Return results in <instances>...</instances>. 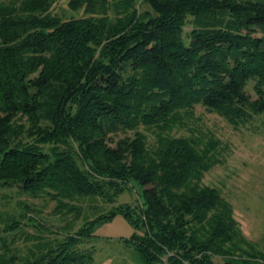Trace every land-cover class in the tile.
<instances>
[{
    "label": "trees",
    "instance_id": "16d2710c",
    "mask_svg": "<svg viewBox=\"0 0 264 264\" xmlns=\"http://www.w3.org/2000/svg\"><path fill=\"white\" fill-rule=\"evenodd\" d=\"M54 1L0 0V190L54 201L61 220L79 199L111 206L23 253L0 237V264H93L86 240L117 215L139 264H264V236L247 239L202 182L219 140L171 134L196 105L264 127V0H68L84 16L65 20ZM126 191L135 202L116 203ZM39 211L0 218L46 229Z\"/></svg>",
    "mask_w": 264,
    "mask_h": 264
},
{
    "label": "rangeland",
    "instance_id": "374dc122",
    "mask_svg": "<svg viewBox=\"0 0 264 264\" xmlns=\"http://www.w3.org/2000/svg\"><path fill=\"white\" fill-rule=\"evenodd\" d=\"M141 7L148 8L145 4ZM51 11L64 20L84 16L82 9H70L68 0H55ZM185 29L187 31L189 27L186 25ZM253 84L254 81L250 80L246 90L254 99L256 95ZM171 134L195 137L212 135L219 140L217 148L219 161L203 174L202 182L218 189L231 203L234 218L238 221L243 235L261 245L264 236V127L261 121L256 117L246 125L234 128L222 116L196 105L193 116L187 120L186 125L176 127ZM123 136L124 133H118L114 138ZM148 136L149 140H153L149 132ZM137 196L138 193L135 191H126L117 198L116 203H133ZM20 201L30 203L36 212L40 210L36 215L46 228L40 229L26 221L20 228L6 231L5 224L0 218V237H5L8 241L14 239V246L21 253L33 242V236H40L46 240L55 239L68 232L62 224L71 223L72 232L83 223V216L92 218L111 206L101 199H97L96 202L79 199L74 204L82 207V215L74 219L73 214H68L61 220L59 215L52 212L54 201L45 197L33 199L19 195L15 189H2L0 213L16 212ZM133 231L134 229L121 215L96 225L93 228L94 236L88 238L85 245L94 249L93 264H139L133 248L123 241L124 238L131 236ZM215 262L223 263L219 258H216Z\"/></svg>",
    "mask_w": 264,
    "mask_h": 264
},
{
    "label": "water",
    "instance_id": "95a60500",
    "mask_svg": "<svg viewBox=\"0 0 264 264\" xmlns=\"http://www.w3.org/2000/svg\"><path fill=\"white\" fill-rule=\"evenodd\" d=\"M135 184V183H134Z\"/></svg>",
    "mask_w": 264,
    "mask_h": 264
}]
</instances>
